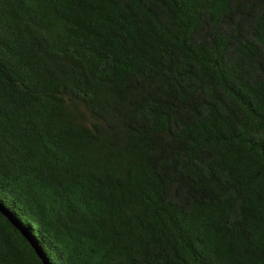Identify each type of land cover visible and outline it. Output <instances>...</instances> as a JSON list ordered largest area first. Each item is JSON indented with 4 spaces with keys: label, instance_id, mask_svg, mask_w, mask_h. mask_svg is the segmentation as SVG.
<instances>
[{
    "label": "trees",
    "instance_id": "obj_1",
    "mask_svg": "<svg viewBox=\"0 0 264 264\" xmlns=\"http://www.w3.org/2000/svg\"><path fill=\"white\" fill-rule=\"evenodd\" d=\"M0 264H264V0H0Z\"/></svg>",
    "mask_w": 264,
    "mask_h": 264
},
{
    "label": "water",
    "instance_id": "obj_2",
    "mask_svg": "<svg viewBox=\"0 0 264 264\" xmlns=\"http://www.w3.org/2000/svg\"><path fill=\"white\" fill-rule=\"evenodd\" d=\"M32 243H33V241H31ZM34 244V243H33ZM36 244H34V246H35ZM37 249H38V247H36ZM36 249V250H37ZM38 252H39V254L41 255V257L43 258V255L40 253V251L39 250H37ZM44 259V258H43ZM44 261H45V259H44ZM45 263H46V261H45Z\"/></svg>",
    "mask_w": 264,
    "mask_h": 264
}]
</instances>
